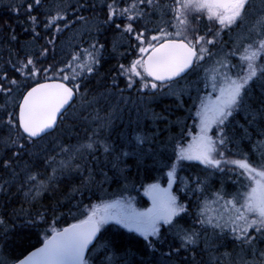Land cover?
<instances>
[{"label":"snow or ice","instance_id":"obj_1","mask_svg":"<svg viewBox=\"0 0 264 264\" xmlns=\"http://www.w3.org/2000/svg\"><path fill=\"white\" fill-rule=\"evenodd\" d=\"M122 3L124 0H111L110 3H106V18L103 23L114 25L117 30L122 29L125 34L135 33L136 44L130 45L131 55L135 58L127 66L123 63L118 65L117 74L112 77L110 84L103 85L104 91L99 95L104 97L117 92L122 94L133 88L143 95L150 94L153 97L157 93L164 92L176 96L179 107L187 103L183 99L186 93L188 100L191 101L188 118L192 120V125L186 123L181 125L180 130L168 137L167 141L159 140L155 133L151 139L147 134L141 139L138 134L137 140L140 142L133 143L129 140L128 151L117 150L107 139L99 140L98 143L103 147L105 160L111 163L114 174L121 175L127 180L124 175L127 161L124 157H132L137 165L146 157H151L154 163L160 165L157 170L161 173L165 169H170L166 172L168 186L161 187L158 183L141 185L144 194L151 199V206L144 209L136 206L135 197L127 194L126 186L115 199L103 201V197L109 195L104 189V184L109 179L108 173L101 169L99 175L103 179H97L93 169L87 168L88 175L81 180L78 187L73 188V191L81 193V199L74 205L77 213L73 214L69 209V215L76 222L57 228L59 218L54 215L45 230L41 247L28 252L27 255L21 254L13 261L0 259V264H93V252L97 243L108 231L105 226L111 227V222L129 232L139 234L143 238L145 251L151 249L153 255L158 246H163L171 235L173 240L180 241V245L175 249V254L178 255L180 247L186 249L189 245L195 244L199 236L195 231L178 226L183 214L192 206V202L185 201V197L179 192L181 190L185 194L191 192L192 195L199 192L203 195L207 187L205 180L199 176L185 184L177 168V165L183 161L198 162L206 172L216 170L224 173L228 166H238L236 183L240 187L232 193L223 192V188L216 192L217 198L224 200L229 210L228 214L217 217L214 221L201 219L198 222L201 225H211L213 231L219 229L224 232L228 229L237 240L249 246L258 238H264V155L254 162V166L253 163H249L251 157L248 153L233 152L230 147L235 144L239 148V138L236 136L233 124L240 113L250 115L252 118L247 123L257 125L259 134L264 135V38L247 46L246 54L241 57L244 63L238 65L231 61V57L236 55L235 52L222 54L215 40L208 38L215 34L212 28L206 25L203 28H189L187 19L191 10L195 9L197 15L192 16L193 23L204 25L203 16L206 14L208 23L213 26L218 23L222 29L231 31L233 27H239L247 17L250 0H173L168 6L172 16L168 21H162L164 27L159 25L151 29L145 27L143 31L134 26L138 23L137 9H140L139 15L143 18L144 8L152 7L155 14V8L159 5H153V0H133L131 5L120 7ZM25 4L23 14L32 23L34 39L40 37V33L36 31V26L40 23H43L44 29L54 28L57 33L62 31L61 25L63 29H67L72 23L68 19L69 6L62 5L55 15L49 13L41 22L38 17L31 15L35 8L41 5V0H33L32 3H27L25 0L24 4L18 5L14 11L21 14L19 10L25 7ZM81 7L83 6L77 3L76 7L72 8L73 14ZM123 17L127 18V23L123 22L121 19ZM118 19H121V23H117ZM172 20L176 21L175 26ZM75 22L85 25L90 23L83 16L78 17ZM91 23L99 31L95 22ZM173 27L175 30L170 31L169 29ZM189 31L190 36L186 34ZM201 31L204 35L200 34ZM149 33L153 34L149 35ZM11 39L15 40L16 36L13 35ZM48 44L52 45L54 51L55 38L49 39ZM90 47L96 53L104 49V45L99 44L98 40H93ZM213 49L217 50L213 51ZM48 53L49 48L44 47L40 55L46 56ZM78 58L73 56V59ZM18 64V67L17 64H13L12 68L20 75V80L9 79L7 71L0 76V91L11 94V89L3 86L5 80L16 89H24L21 92L22 102L17 105L18 112L7 114V124L15 126L18 140H23L24 143L12 142L18 146L19 151L13 153V157L9 160L3 161L5 168H13L12 159H15L16 165L20 166V159L29 144L35 145L38 140L49 135L50 131L57 130L58 122L65 116L68 108L75 102L77 93H80L81 88L84 87L82 83L76 82L75 77L69 78L64 75V69H58L55 64L47 67L38 66L39 59L32 55L26 54ZM99 64V55L93 56V66L87 67V72L95 74L94 66ZM121 77L124 78L123 89L120 88ZM189 77L194 78L188 80L189 89L181 90L179 93L173 91L175 84ZM42 80L44 82H40ZM69 84L72 86L69 87ZM257 87L258 92L255 91ZM193 91L195 95L192 94ZM148 111L149 109L145 108V113ZM110 127L109 116L98 124L94 135L98 136L100 130ZM245 133L251 135L247 129ZM93 143H88L87 147L92 148ZM145 143H151L153 147L146 150L143 147ZM157 144L163 146V151L157 150ZM228 154L242 155L245 158L229 159ZM62 167L67 169L69 165L65 164ZM75 167L80 169L81 165L77 164ZM179 170L182 171V167ZM22 172L26 174L27 182L35 187L33 199L39 197L42 191L47 190L49 183L57 179L55 170L54 174L48 177L49 183L37 181V175L29 174L27 165L22 168ZM12 176H17L14 170ZM65 179H71L70 172ZM174 184L177 185L175 194L172 191ZM181 184H184L183 189L180 188ZM189 184L195 186L189 188ZM3 190L7 191V189ZM84 191L93 194L98 191L102 202L99 204L90 202L85 205ZM31 192L32 189H29L25 196L27 197ZM77 214L84 218L77 219ZM37 216L48 224L42 214L38 213ZM34 224L35 220L22 221L20 227L27 228ZM105 247L111 249L113 253L119 248L111 239H106ZM100 264L104 262L101 261ZM141 264H149V262L143 261Z\"/></svg>","mask_w":264,"mask_h":264},{"label":"trees","instance_id":"obj_2","mask_svg":"<svg viewBox=\"0 0 264 264\" xmlns=\"http://www.w3.org/2000/svg\"><path fill=\"white\" fill-rule=\"evenodd\" d=\"M57 0H41V5L37 6L31 13L32 16L38 17V20L43 22L49 13L56 14L60 9L56 5ZM111 0H72L66 5L69 6L68 16L72 20V24L67 29L60 33L55 32V29H44L43 23L36 26V31L40 33V37L33 38L32 23L28 19L25 12V7L20 8V13L17 14L14 9L24 4L25 0H0V76H3L4 71L8 72L9 79L20 80L21 77L12 68L13 64L25 58L26 54L32 55L39 59L38 66L47 67L50 64H55L58 69H64L63 74L69 78L75 77L77 83H82L80 93H77L75 102L68 108L65 116L58 122L59 127L56 131H52L42 140H38L35 145L29 144L26 151L20 159V166L16 165L15 159H12L13 168H5L3 161L13 157V153L19 151L16 144L24 143L23 140H18V132L15 126L7 124V114L16 111L17 104L9 105L6 98L9 92L0 91V259L13 261L25 254L31 249L38 246L44 237L45 230L48 228L55 215L59 218L57 228H61L66 224L76 222L69 215V209L73 214L77 213L74 206L81 199L79 191H73L74 187L80 185L81 180L88 175L87 168H92L97 179H103L99 175L101 169L108 173V181L104 184V189L109 195L103 197V201L115 199L119 195L123 187H127L128 195L135 197V203L138 208L148 206V200L144 196L143 187L150 183L166 184V172L170 169H165L163 173L157 169L160 165L153 162L151 157H146L137 165L132 157H124L127 161V170L124 175L125 180L121 175L114 174L111 169V163L105 160L103 147L98 143L99 140L107 139L109 144L117 150L128 151V141L139 143L137 135L143 139L147 134L151 139L153 133L159 140L167 141L168 137L180 130L181 125L187 124L191 126L189 107L191 101L185 93L183 99L187 103L178 107V99L170 94H156L154 97L143 95L135 88L101 97L99 93L104 91L103 85L110 84L112 77L117 74L119 64L127 66L132 55L130 45L135 46V38H130L123 30H117L114 25L104 24L106 18V3ZM158 0H154V4ZM162 3L163 1L160 0ZM33 0H27V3H32ZM89 3L88 8H80L75 12L76 18H71L74 14L69 15L72 8H75L77 3L83 5ZM133 3V0H124L120 7H126ZM167 1L164 2L166 4ZM264 3H262V6ZM152 7L144 8L145 15L140 17V9L136 11L137 19L140 26L138 30H143L145 27L153 28L151 24L154 20L146 17ZM153 14V11H152ZM154 15V14H153ZM85 17L89 21L92 18L96 26H91L87 32H84L83 23H76L78 17ZM124 23H127V18H121ZM121 19L117 23H121ZM138 21V20H137ZM92 22V21H91ZM257 34L264 38V10L261 7V15H257ZM71 33L79 35L74 37V40L66 48L64 39ZM15 35L16 39L11 37ZM70 35V37H71ZM55 38V50H52V45L48 44L49 39ZM70 39V38H69ZM121 39V41H120ZM259 39V38H258ZM93 40H98L99 44L104 45V49L100 53H96L90 44ZM259 41V40H258ZM256 41V42H258ZM67 45V41L65 40ZM99 45H97L98 47ZM44 47L49 48V53L46 56H41L40 52ZM88 54L87 67L92 65V57L99 55L100 64L95 65V74L88 73L87 68L77 65V60L73 56L82 57ZM52 73H49L51 75ZM179 81V89L175 92H181L186 88H190L188 80ZM255 79V78H254ZM120 88H124V78H120ZM185 85L182 86V82ZM176 84V85H177ZM33 85V84H32ZM71 85V84H69ZM3 86L11 91L18 90V98L21 96L23 88L16 89L15 86L9 85L7 81H3ZM72 86V85H71ZM188 88V89H189ZM258 92V87L255 89ZM195 95L194 91L192 92ZM143 95V99L141 96ZM145 108L149 111L145 113ZM111 119V127L105 130H100L99 135H94L97 131L98 124L106 117ZM252 117L240 113L233 124L236 136L239 138V148L236 145H230L233 152L248 153L251 157L249 163L260 160L264 155V135L259 134V127L255 124H248L247 121ZM178 122V123H177ZM248 130L249 136L245 133ZM21 131V130H20ZM93 141H97L93 143ZM93 143L92 148H88L87 144ZM143 147L150 150L153 145L145 143ZM157 150L163 151V146L156 145ZM229 159H243L242 155L233 156L228 154ZM111 160V157H109ZM69 165L65 169L62 165ZM80 164L81 168L76 169V165ZM27 165L29 174L35 173L37 181L48 182V177L54 174L57 179L51 181L47 190L41 192L39 197L33 199L35 195V187L32 183L27 182L26 174L22 172V168ZM182 167V171L179 169ZM180 178L184 179L185 184L199 176L205 180L207 187L204 194L199 192L192 195L191 192L185 194L182 190L180 195L185 197V201H191L192 206L187 213L183 214V219L179 221L178 226L189 231H195L199 234L195 244L189 245L186 249L180 247L179 254H175V249L180 245V241L173 240L169 235L168 241L163 246H158L155 254L152 250L145 251L143 238L134 232H129L122 227L112 223L108 228L104 237L97 243L93 252V264H141L143 261H148L149 264H264V258L257 261L256 256L260 254V242L257 239L251 246L241 243L237 240L230 230L225 229L221 232L219 229L213 231L211 225H201L198 221L212 220L210 217V207L215 204L217 198V190L223 188V192L232 193L240 187L236 183V173L239 171L238 166L230 165L224 173L216 170L203 171V166L198 162L183 161L177 165ZM13 170L17 173L16 177L12 176ZM71 174V179H65ZM247 181H245V184ZM195 185L189 184V188ZM205 187V185H201ZM184 188V184L180 185ZM7 189V191L3 190ZM22 189V190H21ZM32 189V192L27 197L25 193ZM95 191V190H94ZM173 193H177V185L172 188ZM221 192V195H223ZM83 203L93 204L101 203V194L96 191L95 194L84 191ZM90 198V199H89ZM230 198V197H228ZM222 204L225 205L224 200ZM199 203V207L197 204ZM83 207V205H81ZM42 214L48 221L45 224L40 220L37 214ZM202 213V215H201ZM61 214H63L61 216ZM83 216L77 214V219H83ZM35 220L34 226L21 228V222ZM103 231V229H102ZM252 231V230H251ZM106 239H111L119 246L117 251L113 253L111 249H106ZM154 239V238H153ZM171 253V255H170ZM251 257L254 259L251 260Z\"/></svg>","mask_w":264,"mask_h":264},{"label":"rangeland","instance_id":"obj_3","mask_svg":"<svg viewBox=\"0 0 264 264\" xmlns=\"http://www.w3.org/2000/svg\"><path fill=\"white\" fill-rule=\"evenodd\" d=\"M71 1L72 0H57L56 1V5L59 8L63 4L66 5L67 3H69V5H70ZM162 1H163V3L160 0H158L156 2V5H159V7L155 8V14L154 15L152 14V11H153V8H152L151 10H149L150 12L146 16L151 21L154 20V22L151 24L152 27H154L156 25H159L160 27H164V23H162V21L166 22L169 19H171L172 13H171V10L169 9L168 6L173 3V0H162ZM165 1H167L166 4H164ZM262 3H264V0H250L249 12H248L247 17L240 24L239 27H233L231 31H229L228 29H222L221 26H219L218 23L215 26H213L211 23H208L207 22L208 18H207L206 14L203 16V20L205 22L204 25H199V24L193 23L192 22V16L193 15H197V10L192 9L190 14L187 17V19L189 21V28H191V27H201V28H203L205 25L208 28H212L215 34H214V36H209L208 38L215 40V42H216V44L218 46V49L222 50V54L223 53H230V52H235L236 53V55L231 57L232 58V63H236L238 65L239 64H243L244 62L241 60V57L246 54L247 46L250 45V44H253L254 42H256L259 39H261V37H259V35L257 34L258 32H257V29H256L258 25H261V23H257L256 19H257V15H261V7H262V10H264V5L262 6ZM88 4L89 3H87V2L84 3L82 5L83 7H81V8H83V9L88 8L89 7ZM153 4H154V0H153ZM165 12H167V15H165ZM71 14H73L72 11L69 12L70 16H71ZM71 18H73V19L76 18V15L74 14L73 16H71ZM68 19L70 20L69 16H68ZM93 20H96V18L95 19L92 18L91 21H93ZM137 20H138L137 26H140L138 24H139V21L141 19H137ZM91 21L87 25L84 24V26H83L84 32H87L88 29L91 26H93ZM171 22H172L173 26L176 25V21L175 20H172ZM61 28H62V30H64L63 29V25H61ZM169 30L170 31H174L175 27H173V28H171ZM140 31H143V30H140ZM151 34H153V33H149V35H151ZM186 34H188L189 36L191 35L190 31L188 33H186ZM200 34L204 35V32L201 31ZM70 35H71V33H69L67 35V37H65V39H64L65 48L69 44H71L73 42L74 37L75 38L79 37V35L73 34V33H72L71 37H70ZM128 35L130 36L128 39H130V38L134 39L135 38V33H129ZM65 40L67 41V45L65 44ZM120 41H121V39H120ZM237 49H239V51H237ZM216 50L217 49H213V51H216ZM87 57H88V54H85L84 56L79 57V59L77 60V65L80 66V67H83V68H87ZM134 58L135 57L132 55L130 61L132 59H134ZM191 78H193V77H191ZM183 85H185V81L182 82V86ZM179 86H180V84H177V85L175 84L173 86V88L179 89L178 88ZM188 88H186V89H188ZM175 89H173V90H175ZM18 93H19L18 90L17 91L16 90L11 91V94L8 93L7 98H6V102L9 105L17 104L18 101H19ZM157 94H165V93L164 92H160V93H157ZM190 124L192 125V121H190ZM150 184H152V183H150ZM160 186L161 187H167L168 185H167V182H166V184H164V185L160 184ZM143 193H144V189H143ZM144 196L148 200V206L147 207H150L151 206V199L148 196H146L145 194H144ZM222 203H223V201H220V199H216L215 204L211 205V207H210V210H211L210 211V217L212 218L213 221L217 217H220L222 215L226 216L228 214V211H229L228 208L226 207V205H224ZM96 204H99V203H96ZM147 207H145V208H147ZM111 223H114V222H111ZM137 235H139V234H137ZM258 240L260 242L259 244H260L261 247H260V249H258V252H259L260 255L258 257L256 256L257 261L259 260L258 258H260V259L264 258V238H258ZM252 259L255 260L254 257H251V260ZM246 264H248V263H246Z\"/></svg>","mask_w":264,"mask_h":264},{"label":"water","instance_id":"obj_4","mask_svg":"<svg viewBox=\"0 0 264 264\" xmlns=\"http://www.w3.org/2000/svg\"><path fill=\"white\" fill-rule=\"evenodd\" d=\"M40 82H44L43 80L42 81H40ZM32 86H35L34 84L32 85ZM69 87H71L70 85H69ZM76 98V97H75ZM20 102H22V96L20 97V99H19V101H18V103H20ZM18 105V104H17ZM17 112H18V108H17ZM21 131H22V129H21ZM50 132H52V131H50ZM49 132V133H50ZM73 223H75V222H73ZM69 224H71V223H69ZM68 224H66V225H64L63 227H66ZM63 227H61V228H63ZM99 235V234H98ZM43 241V240H42ZM42 246V242L38 245V246H36L35 248H38V247H41ZM35 248H33V249H31L30 251H28V252H31V251H33ZM27 252V253H28ZM27 253H25L24 255H27Z\"/></svg>","mask_w":264,"mask_h":264},{"label":"flooded vegetation","instance_id":"obj_5","mask_svg":"<svg viewBox=\"0 0 264 264\" xmlns=\"http://www.w3.org/2000/svg\"><path fill=\"white\" fill-rule=\"evenodd\" d=\"M231 61H232V58H231Z\"/></svg>","mask_w":264,"mask_h":264},{"label":"bare ground","instance_id":"obj_6","mask_svg":"<svg viewBox=\"0 0 264 264\" xmlns=\"http://www.w3.org/2000/svg\"><path fill=\"white\" fill-rule=\"evenodd\" d=\"M160 184V183H159Z\"/></svg>","mask_w":264,"mask_h":264}]
</instances>
